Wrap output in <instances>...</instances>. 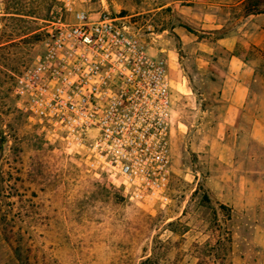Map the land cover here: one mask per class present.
<instances>
[{"label": "rangeland", "instance_id": "rangeland-1", "mask_svg": "<svg viewBox=\"0 0 264 264\" xmlns=\"http://www.w3.org/2000/svg\"><path fill=\"white\" fill-rule=\"evenodd\" d=\"M171 1L86 0L92 14L127 16L169 64L171 201L152 207L97 177L17 107L15 76L43 52L60 4L0 0V264H23L16 246L27 264H141L152 251L147 264H264V136L249 128L264 124V60L242 92L251 102L231 119L221 101L231 51L217 43L218 33L184 24L181 4ZM263 2L247 0L239 14ZM179 26L188 32L173 29ZM240 37L234 55L247 51Z\"/></svg>", "mask_w": 264, "mask_h": 264}, {"label": "built area", "instance_id": "built-area-1", "mask_svg": "<svg viewBox=\"0 0 264 264\" xmlns=\"http://www.w3.org/2000/svg\"><path fill=\"white\" fill-rule=\"evenodd\" d=\"M56 1L43 52L15 76L17 107L130 200L165 207L174 122L167 59L149 51L127 16Z\"/></svg>", "mask_w": 264, "mask_h": 264}, {"label": "crops", "instance_id": "crops-1", "mask_svg": "<svg viewBox=\"0 0 264 264\" xmlns=\"http://www.w3.org/2000/svg\"><path fill=\"white\" fill-rule=\"evenodd\" d=\"M247 0H172L171 4L179 7L177 13L184 24L202 33H218L217 43L224 45L226 50L231 51V63L223 72H229L226 81L223 82L221 101L227 103V116L238 120L243 114L244 104L251 102L250 95L242 94L246 89L248 92L251 81L258 79L260 61L264 60V12L239 14L241 5ZM179 33L188 32L183 26L174 27ZM240 34L247 39V51L234 55ZM223 49V48H222ZM254 51L255 57L250 53ZM245 55V56H243ZM262 60V61H263ZM264 63V62H263ZM234 65V66H232ZM235 71V73H234ZM227 80H234L233 83ZM248 88V89H247ZM225 106V107H226ZM234 125V124H233ZM261 125V126H260ZM251 133L264 136V124L253 121L249 125Z\"/></svg>", "mask_w": 264, "mask_h": 264}, {"label": "trees", "instance_id": "trees-1", "mask_svg": "<svg viewBox=\"0 0 264 264\" xmlns=\"http://www.w3.org/2000/svg\"><path fill=\"white\" fill-rule=\"evenodd\" d=\"M260 4H261L260 2H256L255 4H252V7L257 6V5H260ZM262 5H264V2L262 3ZM249 8H250V6H247L245 8L247 13H260V12H264V6H263V8L257 9V10H251ZM14 250L16 251V255H17L18 259L21 260L23 264H27L28 263V259L24 258L23 252H22V250H20V246H16L14 248ZM154 254H155V251H152L151 254L150 253H145V254L141 255L140 258L141 257H145V258H143L141 260V264L150 263L153 260Z\"/></svg>", "mask_w": 264, "mask_h": 264}]
</instances>
